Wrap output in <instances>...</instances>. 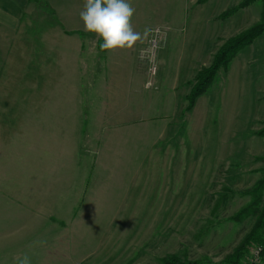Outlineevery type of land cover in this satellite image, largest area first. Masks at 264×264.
<instances>
[{
    "label": "rangeland",
    "instance_id": "374dc122",
    "mask_svg": "<svg viewBox=\"0 0 264 264\" xmlns=\"http://www.w3.org/2000/svg\"><path fill=\"white\" fill-rule=\"evenodd\" d=\"M243 1L130 0L131 50L101 52L83 25L0 33V264H229L261 213L264 169L245 191L215 184V80L186 107L196 73L261 20L262 2ZM72 50L62 89L51 61Z\"/></svg>",
    "mask_w": 264,
    "mask_h": 264
},
{
    "label": "crops",
    "instance_id": "0c3cea01",
    "mask_svg": "<svg viewBox=\"0 0 264 264\" xmlns=\"http://www.w3.org/2000/svg\"><path fill=\"white\" fill-rule=\"evenodd\" d=\"M83 6L84 0H0V33L6 30L11 33L13 26L25 24L80 26L83 23L79 13ZM14 31L15 28L12 34ZM55 36L65 39L58 33ZM51 63L58 67L56 73L61 66L67 69L69 83L65 85L61 79L59 87H74L76 51L72 50L65 65L58 57ZM126 91L125 85L124 97L138 99L139 82L131 86L127 96ZM55 95L60 98L61 93ZM109 95L113 96L112 92ZM263 95L264 38L260 37L238 52L226 71L221 70L215 79V184L224 185L228 192L250 189L264 169V137L260 135L264 128ZM132 99L129 103H133Z\"/></svg>",
    "mask_w": 264,
    "mask_h": 264
},
{
    "label": "trees",
    "instance_id": "16d2710c",
    "mask_svg": "<svg viewBox=\"0 0 264 264\" xmlns=\"http://www.w3.org/2000/svg\"><path fill=\"white\" fill-rule=\"evenodd\" d=\"M257 0H244L241 3V7L248 6L249 4ZM262 2V13L261 20L246 29L242 33L229 38L225 41L220 48L215 52L211 63L200 69L193 78L192 87L187 97V107L186 110H190L197 98L206 93L213 81L216 79L218 73L223 70L226 71L230 62L235 58L238 52L250 46L256 39L264 38V0ZM101 51V50H100ZM104 52V51H101ZM264 97V95H263ZM264 134V131L261 132ZM260 190L264 189V180L259 182ZM264 230V204L258 219L256 220L250 233L244 238L239 247L235 252L228 258L226 262L229 264H239L242 256L246 253L245 249L249 243H260L261 234ZM161 264H180L176 258H167L160 262Z\"/></svg>",
    "mask_w": 264,
    "mask_h": 264
},
{
    "label": "clouds",
    "instance_id": "9594fccd",
    "mask_svg": "<svg viewBox=\"0 0 264 264\" xmlns=\"http://www.w3.org/2000/svg\"><path fill=\"white\" fill-rule=\"evenodd\" d=\"M136 9L130 0H84L79 13L86 32L95 34L102 43L100 50L114 52L131 50L142 34L132 25ZM17 264H31L28 254L17 257Z\"/></svg>",
    "mask_w": 264,
    "mask_h": 264
},
{
    "label": "built area",
    "instance_id": "2783aa9c",
    "mask_svg": "<svg viewBox=\"0 0 264 264\" xmlns=\"http://www.w3.org/2000/svg\"><path fill=\"white\" fill-rule=\"evenodd\" d=\"M242 264H264V230L261 234V242L251 244L246 249Z\"/></svg>",
    "mask_w": 264,
    "mask_h": 264
}]
</instances>
